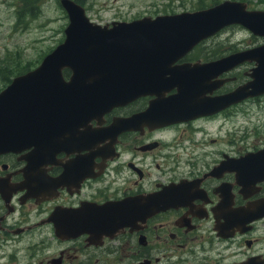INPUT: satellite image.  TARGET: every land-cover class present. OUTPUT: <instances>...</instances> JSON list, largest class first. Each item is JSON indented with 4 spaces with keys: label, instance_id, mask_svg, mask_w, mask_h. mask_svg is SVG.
I'll use <instances>...</instances> for the list:
<instances>
[{
    "label": "flooded vegetation",
    "instance_id": "flooded-vegetation-1",
    "mask_svg": "<svg viewBox=\"0 0 264 264\" xmlns=\"http://www.w3.org/2000/svg\"><path fill=\"white\" fill-rule=\"evenodd\" d=\"M62 1L15 0L19 24L33 26L29 47L17 53L15 66L26 69L22 74L65 41L70 20ZM72 1L83 7L91 24L109 28L205 11L224 2L169 0L168 13L140 15L129 6L130 12L119 9L116 18L98 19L91 12L99 17L104 10L113 11L118 0L111 5ZM231 1L245 4L249 12L264 11L250 0ZM48 8H57L66 21L62 41L21 66L30 51H41L38 32L57 20L45 13ZM231 28L244 31L248 39L238 45L222 43L219 37ZM258 47H264V36L231 25L199 42L173 67L209 64ZM256 69L264 72L255 61H245L213 75L202 99L249 84ZM17 75L4 76L7 83L0 91ZM64 75L68 79L71 70L64 69ZM177 93L174 87L160 90V97L121 101L100 124L71 118L73 129L59 127L63 113L55 109L43 121L5 123L0 264H264V120H254L264 113V92L214 112L185 106L179 121H168L179 107L166 99ZM201 111L210 113L196 116ZM227 123L233 128L224 134ZM107 127L117 131L104 134Z\"/></svg>",
    "mask_w": 264,
    "mask_h": 264
},
{
    "label": "water",
    "instance_id": "water-1",
    "mask_svg": "<svg viewBox=\"0 0 264 264\" xmlns=\"http://www.w3.org/2000/svg\"><path fill=\"white\" fill-rule=\"evenodd\" d=\"M62 4L70 20L65 41L38 67L17 75L0 91V151L6 145L2 142L8 131L5 123L15 120L25 126L43 121L53 109L63 113L59 127L73 129L71 118L81 123L96 119L100 124L105 113L121 101L147 94L160 97V90L176 87L178 93L166 100L179 107L168 121H179L185 106H205L214 112L264 92V72L256 69L249 84L214 99H202L213 75L245 61L264 67V47L209 64L173 67L199 42L228 26L240 25L264 36V11L249 12L245 4L226 0L205 11L115 23L109 28L91 24L83 7L74 1L63 0ZM67 68L71 70L68 79L64 75ZM203 113L210 112L196 116ZM57 121L55 117L51 120ZM116 131L102 128L107 135Z\"/></svg>",
    "mask_w": 264,
    "mask_h": 264
},
{
    "label": "rangeland",
    "instance_id": "rangeland-1",
    "mask_svg": "<svg viewBox=\"0 0 264 264\" xmlns=\"http://www.w3.org/2000/svg\"><path fill=\"white\" fill-rule=\"evenodd\" d=\"M113 1L114 0H97V3H108V5H111ZM187 1L189 0H185V2ZM250 1L252 2V4L256 5V8H264V0ZM169 2V0H118L115 4H112L116 8L115 10H104L101 12V15L99 17L94 11L91 12V15H94V17L98 19L116 18L119 15L117 13L119 9H121L123 12H130L131 10L129 6H132V10L137 11L138 13H140V15L164 14L170 12V9L172 8V5H170ZM14 5L15 0H0V68L2 70H11V72L0 73V88L7 83L4 76L13 77L17 74H22L26 70L25 69L24 71H22L24 67H16L15 64H17V62L19 61L17 57L18 51H20L22 54L29 47V44L31 42V39L28 37V32L29 28L33 26L31 23H26L25 21L19 24L18 19L21 16V12H19L18 16ZM45 13L56 18L57 20L49 24V26L45 30H41L38 32V37L42 38L43 40L40 45L41 51H30L29 54L25 55L21 59V66L27 64L28 62L34 63L35 60L39 59L42 51L44 54H46L45 50L48 51L63 38V28L65 29L66 27V21L64 19H60L61 16L58 9L48 8L45 10ZM35 32L37 31H34L33 33ZM228 37H230V40L227 39ZM245 39L248 38L244 34V31L237 28H231L228 30L227 35H222L219 37V40L222 43L231 45L232 43L238 45L244 42ZM254 120H256L255 122L257 123L262 122V120H264V113L254 118ZM221 122V120L217 121L214 127L216 128L217 125ZM232 128L233 127L228 125L227 123V126L223 128L222 133L225 134L227 130H231Z\"/></svg>",
    "mask_w": 264,
    "mask_h": 264
},
{
    "label": "bare ground",
    "instance_id": "bare-ground-1",
    "mask_svg": "<svg viewBox=\"0 0 264 264\" xmlns=\"http://www.w3.org/2000/svg\"><path fill=\"white\" fill-rule=\"evenodd\" d=\"M260 11H263V10H260ZM76 123H77V122H76ZM81 124H82V123H81ZM74 125H76V124H74ZM77 125H78V124H77ZM42 127H43V126H42ZM33 128H34V127H33ZM52 129H53V128H52ZM34 131H35V130H34ZM48 132H49V131H48ZM48 132H47V133H48ZM52 132H53V131H52ZM34 134H35V133H34Z\"/></svg>",
    "mask_w": 264,
    "mask_h": 264
},
{
    "label": "trees",
    "instance_id": "trees-1",
    "mask_svg": "<svg viewBox=\"0 0 264 264\" xmlns=\"http://www.w3.org/2000/svg\"><path fill=\"white\" fill-rule=\"evenodd\" d=\"M15 74H17V73H15Z\"/></svg>",
    "mask_w": 264,
    "mask_h": 264
}]
</instances>
